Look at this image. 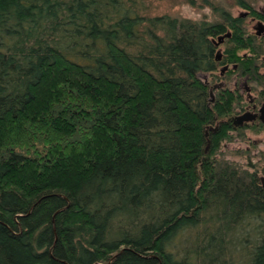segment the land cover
I'll use <instances>...</instances> for the list:
<instances>
[{
    "label": "trees",
    "instance_id": "16d2710c",
    "mask_svg": "<svg viewBox=\"0 0 264 264\" xmlns=\"http://www.w3.org/2000/svg\"><path fill=\"white\" fill-rule=\"evenodd\" d=\"M232 1L247 17L210 0L212 22L150 16L146 0H0V235L15 264H82L75 235L94 232L102 245L104 223L78 210L74 198L83 186L72 194L71 181L104 169L113 177L130 173L128 190L142 173L151 175L150 185L157 177L193 184L200 176L205 200L225 205L217 215L223 226L264 204L256 175L229 178L212 162L232 132L243 138L246 130L264 132L262 122L233 125L244 107L238 90L215 91L211 102L212 84L234 77L261 87L264 99L257 68L264 38L246 22L264 20L256 9L264 0ZM227 34L219 62L215 41ZM223 66L229 71L222 76ZM97 184L81 194L93 196L87 208L98 199ZM16 211L19 219H9ZM147 234L148 243L160 245ZM143 244L110 257L111 264H145Z\"/></svg>",
    "mask_w": 264,
    "mask_h": 264
},
{
    "label": "rangeland",
    "instance_id": "374dc122",
    "mask_svg": "<svg viewBox=\"0 0 264 264\" xmlns=\"http://www.w3.org/2000/svg\"><path fill=\"white\" fill-rule=\"evenodd\" d=\"M195 1L196 6L187 0H146V13L150 16L171 15L193 21L212 22L217 19L205 0ZM210 1L224 5L234 17L247 14L235 6L232 0ZM256 9L264 14V3H257ZM246 22L248 30L253 34L256 22L252 18ZM225 48L221 47L223 51ZM263 59L264 56L260 58L261 64ZM200 77L205 82L213 81L209 74ZM236 81L234 77L229 82L222 80L217 83H227L233 89ZM256 90L253 97L261 87ZM213 96L215 100V93ZM244 97L246 106L249 99ZM244 134L246 138L232 132L229 139L219 144L212 155L214 168L229 178L243 176L245 172L254 174L260 179V185L264 186V132L256 135L246 130ZM212 148L211 144L203 147L206 154L211 153ZM107 172L104 169L96 176L71 181L72 194L76 195L79 193V189L75 188L77 185L83 186L85 190L84 187L92 182L98 183L95 191L98 199L90 207L87 208L85 202L91 201L93 196L85 199L86 192L81 195L83 190L74 200L83 216L96 217V220L104 223L105 230L102 245L95 243L94 232L74 236L72 246L82 264H111L112 257L141 242L145 243L142 246L145 247L143 255L147 259L145 264H256L258 258L264 257V204L250 205L241 220L223 226L217 215L225 209V205L205 200L200 176V180L196 178L193 184L177 178L159 181L157 177L153 181L155 184L150 185L151 175L142 173L139 184L132 182L128 190L125 183L130 180V173L121 172L113 177V172ZM103 174H107L110 185L104 186L106 180ZM125 189L128 191L124 193ZM120 191L123 192L122 196ZM21 215L20 211H16L10 213L9 219L17 221ZM150 230L153 239L161 241L159 246L147 242L151 240L147 234ZM1 239L0 235V264H15L4 251Z\"/></svg>",
    "mask_w": 264,
    "mask_h": 264
},
{
    "label": "flooded vegetation",
    "instance_id": "af4514ba",
    "mask_svg": "<svg viewBox=\"0 0 264 264\" xmlns=\"http://www.w3.org/2000/svg\"><path fill=\"white\" fill-rule=\"evenodd\" d=\"M245 17H247V16H245ZM252 19H253L254 22H256V25L254 26V33L253 34L256 37H258V38H264V34L259 36L257 34V30H256V28L258 26V23L259 22H263L264 23V20L257 19V18H252ZM217 41H218V39H217ZM217 41H215V44H216ZM224 44H225V40L222 42V44L219 47L217 45H215V46L218 48V51H220V50H222L221 47L224 46ZM222 53H223V56H222V60H223V57H224V51L223 50H222ZM216 57H217V54H216ZM221 61H219V62H221ZM262 61H263V64H261L257 68L259 70V74L264 75V59ZM225 67H228V69L223 73ZM221 68H222L221 69V75L222 76L225 75L229 71V66H223ZM247 79L248 78L246 77V78H244V81L241 82L242 84L244 83L243 85L236 81L235 84H233V86H234L233 89L230 88L227 83H221V82L220 83H214V84H212V87H211V93H215V91H219L221 89H223V90L229 89L231 91H237L238 90L239 94L243 96L244 101H245L244 95L249 99V101L247 102L246 106H244L240 110L236 111V115L233 117V121L232 122H233V125H234V119L239 117V116L245 115V114L252 115L254 117V119L252 120V122L244 123L242 126H239V127H244L246 125L255 124V123H258V122H262L264 124V99L260 100V97H259V93L261 92V90L263 91V89H261L259 91V93L256 96L253 97L252 94H254V92L257 93V90L247 83ZM207 83L209 84V82H207ZM235 127L239 128L237 126H235ZM210 131H212V130L210 129ZM212 132H215V131H212ZM206 136L208 137L209 133H206ZM208 145H210V143H208Z\"/></svg>",
    "mask_w": 264,
    "mask_h": 264
},
{
    "label": "water",
    "instance_id": "95a60500",
    "mask_svg": "<svg viewBox=\"0 0 264 264\" xmlns=\"http://www.w3.org/2000/svg\"><path fill=\"white\" fill-rule=\"evenodd\" d=\"M244 17L247 16L246 15H243ZM257 30V34L260 36L262 34H264V23L263 22H259L258 23V26L256 28ZM231 37L230 34H227L226 36H221L218 38V41L216 42V45L219 47L222 42L225 40V38H229ZM222 56H223V53L221 51H218L217 52V57H216V60L217 61H221L222 60ZM228 69V67H225L223 73ZM211 97H212V100L211 102H214V96H213V93H211ZM254 119V117L250 114H245V115H242V116H239L237 118L234 119V125L239 127V126H242L244 123H249V122H252V120ZM212 131H216L217 130V127L215 128H210ZM263 183H264V179H263Z\"/></svg>",
    "mask_w": 264,
    "mask_h": 264
}]
</instances>
